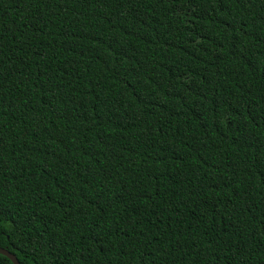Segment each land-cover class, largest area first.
Returning <instances> with one entry per match:
<instances>
[{
	"label": "trees",
	"instance_id": "1",
	"mask_svg": "<svg viewBox=\"0 0 264 264\" xmlns=\"http://www.w3.org/2000/svg\"><path fill=\"white\" fill-rule=\"evenodd\" d=\"M0 209L21 264H264V0H0Z\"/></svg>",
	"mask_w": 264,
	"mask_h": 264
},
{
	"label": "water",
	"instance_id": "2",
	"mask_svg": "<svg viewBox=\"0 0 264 264\" xmlns=\"http://www.w3.org/2000/svg\"><path fill=\"white\" fill-rule=\"evenodd\" d=\"M0 253L6 255L14 264H21L16 255L7 248L0 246Z\"/></svg>",
	"mask_w": 264,
	"mask_h": 264
},
{
	"label": "snow or ice",
	"instance_id": "3",
	"mask_svg": "<svg viewBox=\"0 0 264 264\" xmlns=\"http://www.w3.org/2000/svg\"><path fill=\"white\" fill-rule=\"evenodd\" d=\"M3 214V209H0V215H2Z\"/></svg>",
	"mask_w": 264,
	"mask_h": 264
}]
</instances>
